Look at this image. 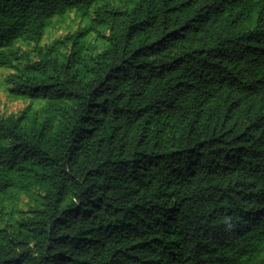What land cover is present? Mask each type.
Instances as JSON below:
<instances>
[{"label":"trees","instance_id":"trees-1","mask_svg":"<svg viewBox=\"0 0 264 264\" xmlns=\"http://www.w3.org/2000/svg\"><path fill=\"white\" fill-rule=\"evenodd\" d=\"M3 68L0 264H264V0H0Z\"/></svg>","mask_w":264,"mask_h":264},{"label":"rangeland","instance_id":"rangeland-1","mask_svg":"<svg viewBox=\"0 0 264 264\" xmlns=\"http://www.w3.org/2000/svg\"><path fill=\"white\" fill-rule=\"evenodd\" d=\"M89 22V19H84L75 12L67 14L64 17H57L54 19L53 24L47 29L44 36L42 45L50 44L54 39L62 37L63 35L74 32L79 27L85 26ZM95 35H93L92 40H95ZM28 45L24 44V48ZM30 45L29 48H32ZM11 69H0V114L8 115L11 113L19 112L24 109L31 101L29 99L17 98L12 96L7 90L6 84L4 82L5 76L10 73ZM42 102H34L35 107L42 106ZM29 203V197L24 193L17 194L16 196H11L5 198L2 201V205L5 209H11L13 206H17L20 209H27V204Z\"/></svg>","mask_w":264,"mask_h":264}]
</instances>
